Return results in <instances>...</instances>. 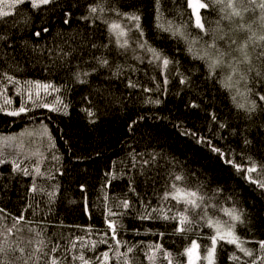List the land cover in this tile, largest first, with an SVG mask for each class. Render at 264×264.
<instances>
[{
    "label": "trees",
    "instance_id": "trees-1",
    "mask_svg": "<svg viewBox=\"0 0 264 264\" xmlns=\"http://www.w3.org/2000/svg\"><path fill=\"white\" fill-rule=\"evenodd\" d=\"M97 2L54 0L39 8L25 3L0 17V35L8 38L0 41V159L5 161L0 163V247L4 249L0 260L3 264H50L52 259L59 264H83L79 259L83 255L89 264H169L163 252L152 247L161 245L172 254L171 264H187L185 250L196 240L199 264H206L204 249L211 246L208 237L215 230L205 221L179 233L177 221L155 218L159 213H152L153 219H140L145 205H150L149 212L170 208V215L183 210L182 205L174 207L175 201L161 200L170 174L177 173L185 177V186L193 190L199 186L209 205L207 216L214 222L226 226L229 217L224 209L241 215L242 222L236 221L233 231L241 247L253 255L220 242L214 264H252L253 260L264 264L259 243L264 241V188L224 162L229 150L231 158L245 167L252 166L247 159L251 157L257 168L251 173L253 180H264V101L257 95H264V60H257L260 49L249 41L253 33L264 36L261 10L244 11L247 5L234 0L241 16L225 19L232 11L227 7L230 0L222 4L202 0L208 5L201 8L202 31L195 26L187 0H160L159 13L155 0H103L105 11L98 13L102 19H82ZM261 2L256 0L257 5ZM113 8L141 16L143 36L133 28L127 49L118 47L105 23L131 26ZM169 22L174 29L180 27L184 36L163 30ZM221 36L235 40L233 48L249 41L254 66L246 81L233 76L231 88L226 86L227 68H217L210 76L206 61L188 51L189 42L196 41L192 47L202 54L214 37L217 46L225 49ZM137 39L173 63L167 69L160 61L149 63L152 54L138 48ZM101 57L108 59V67L97 63ZM117 66L119 74H115ZM84 72L90 75L85 77ZM76 73L86 82L77 80ZM182 77L188 83H180ZM37 84L50 85L52 91L34 98L20 91L22 86ZM252 101L258 105L252 113L237 107ZM21 105L29 110L10 115ZM57 107L60 111L51 110ZM86 109L95 115L89 116ZM184 131L211 140L224 156ZM153 153L155 163L143 165ZM12 161L29 175L16 170ZM123 201L131 207L122 208ZM110 211L116 215L110 216ZM109 220L115 221V236ZM104 252L109 253L107 261ZM122 253L127 258L118 256Z\"/></svg>",
    "mask_w": 264,
    "mask_h": 264
},
{
    "label": "snow or ice",
    "instance_id": "snow-or-ice-1",
    "mask_svg": "<svg viewBox=\"0 0 264 264\" xmlns=\"http://www.w3.org/2000/svg\"><path fill=\"white\" fill-rule=\"evenodd\" d=\"M54 0H12V3L7 4L8 8H15L19 5L25 4V3H30L32 8H39L42 5H48L53 3ZM156 5H157V11L159 13V4L160 0H155ZM189 7H193V0H187ZM213 2L217 4H222L223 0H213ZM4 3V0H0V4ZM241 6L247 5V7H243L244 11H248L249 8H254L259 7L262 13V19H264V0H262L261 3L258 5L256 4V0H240ZM195 7L197 9L199 8H207L208 5L204 3H196ZM227 7L231 8L232 11L225 16V19H231V17L234 16H241V11L237 10L235 7L234 0H230L229 4ZM223 11V8L221 9ZM105 8L103 4V0H98V2L92 6L89 7V12L87 16L82 17V19L89 20V19H102L101 15H98V13H104ZM111 11L116 12L119 17L126 18L131 26L125 24L122 25L118 21H105L106 24H108L110 34L115 36V43L118 45L119 48L121 49H127L130 47V40L131 36L130 33L133 28L136 29L137 33L139 36H143V31L140 27V20L141 16L135 12H130V13H125V12H118L116 9H111ZM11 12L8 11H3L0 10V17H6L11 15ZM70 15V14H68ZM160 16L158 15L157 19H159ZM65 23H67V19L65 20ZM195 26L202 31L204 30V24L200 22V16L199 12L197 11L196 14V21H195ZM165 31L172 32L173 35H180L184 36V32L180 29V27H176L175 29L172 27L171 22H169V27L163 29ZM43 31L47 32L48 29L45 28ZM36 36H39L40 33L37 32L35 33ZM186 38V37H185ZM221 40H225L224 36L220 37ZM8 38L4 35H0V41H5L7 42ZM249 41H251L252 45L254 47H259L260 51L257 53V60H264V43H257L258 41H264V36L256 37L255 33L252 34V36L249 37ZM249 41H245L237 45L235 48H233V45H236L235 40H225V49H221L220 47L217 46L216 43V38H213L212 43L208 44L205 49H203L202 54L200 51L194 50L192 45L196 43V41H190L189 42V52H193V54L201 59L206 61L208 69H209V75L212 76L215 74L217 68H227L229 70V74L227 76V81L228 83L226 84L227 87L231 88L234 85L231 83L232 77L233 76H239V79L241 80H247V73L252 72L254 70V66L252 65V60L251 56L248 52V43ZM112 42V41H110ZM27 43V42H25ZM137 47L140 49H144L145 52L151 53L152 54V61H149V63H152L153 61H160L162 63V66L167 69L168 65L170 63H173L170 61L166 56H164L161 52L157 51L156 49L151 48L146 41L137 39L136 40ZM93 47H96L95 44L92 45ZM9 47L11 45L9 44ZM104 47H107L104 45ZM139 59V57H137ZM97 63L101 67H108L109 66V61L106 57H101V58H96ZM96 69L93 68V71ZM120 66H117V72L115 74H119ZM76 78L79 80L81 83L86 82L85 80L80 79V73H76ZM83 75L86 77L90 75L89 72H84ZM257 75H260L259 72H257ZM5 76L10 82H14L13 78L11 76H7L5 73ZM165 84L167 83V78L164 80ZM180 83L186 84L188 83L187 78H181ZM130 87H136V84L130 83ZM44 87L47 89L50 87V85H44ZM58 90V89H57ZM146 91H150L146 89ZM249 91H251L249 89ZM258 98L260 101H264V95H260L257 93ZM31 98V97H30ZM235 100V97H233ZM151 102V101H149ZM58 103H62L61 101H58ZM155 103H159V101H155ZM39 107L40 105H36ZM193 107H197V105H192ZM257 104L255 101H252L250 104L247 106L245 104H237V107L245 109L246 112L252 113L256 110ZM43 107H49V105L44 104ZM66 108L67 106L64 105ZM2 110V109H0ZM25 106L21 105V107L18 109V111H13L10 113V115L13 116H18L21 113H24L28 111ZM51 110L53 111H60V108H52ZM89 116H94L95 113L92 112L89 109L85 110ZM213 120L216 119L215 115H213ZM140 119H143V117H140ZM136 121H133V124H135ZM131 127V126H130ZM221 127H224V125H221ZM45 128V133H47L46 126ZM184 135L192 136L197 140L198 143L203 144L209 148L210 151L217 153L221 157L224 156V152L215 146L212 145L211 140L207 139L206 137L199 136L197 133L190 132V131H184ZM49 140H51V136L49 135ZM249 143L247 140H245V144ZM155 155L156 154H151L150 159H145L143 160V165H147L149 163H155ZM248 161L251 163V167H245L242 164L236 163L234 159L231 158V150H229V158L225 159L224 162L227 164L232 165L237 172H245L248 175L246 176V179L249 181L258 184L260 188H264V180H253L251 173L256 172V164L255 161L252 160L251 157L247 158ZM5 161L3 159H0V163H4ZM13 164H15L16 170L22 171L24 175H29V172L27 169H21L19 163H16L15 161H12ZM37 173H39V168L36 169ZM261 171H264V167L261 168ZM33 192L37 191V188L35 185H33ZM133 192H135V189H131ZM52 195V194H49ZM162 201H175L176 204L175 206L182 205L183 210H177L175 213H172L171 215L169 213L172 212V210L165 209L163 207L160 208H152L151 212L147 211L148 207L150 205H145V215H142L140 219H153L152 213H159L158 216L155 218L157 219H164V220H173L177 221V228L176 231L179 233H185L187 231L192 230V225L194 223H199V221L203 220L207 224L209 228L214 229V234L209 236L208 239L210 241V247L205 246L204 251L206 252V255L204 259L207 261V264H214V256H215V251H216V246L218 243L223 242V243H228V244H233L236 245L237 248L240 249L241 252H244L247 256H252L253 253L252 251L246 250L243 247H241V241L238 236L235 235V232L233 229L235 228V222L236 221H241V215L237 214L234 209L228 210L224 209L226 214L229 217V221L225 222L226 227L222 225L219 221L214 222L211 217L207 216V208L209 205L205 203V197L200 194L199 191V186L196 187L195 190L192 188H189L185 186V177L181 174L177 173H171L170 174V179L166 184V190L164 191L162 197ZM214 207V205H212ZM122 208H129L131 205L127 201H123L121 204ZM199 210V212L197 211ZM191 213V215H189ZM115 213H112L110 211V216H115ZM192 216L198 217L197 220H193ZM23 217L17 218V221L22 220ZM242 222V221H241ZM109 229L112 231L113 236L116 235V225L114 220H109L108 223ZM11 231V229H9ZM107 235V233H106ZM162 235V234H161ZM103 243H107V241H101ZM43 241H41V244ZM120 241L117 240V244H119ZM260 243V251L264 252V241L259 242ZM95 242H93L94 246ZM75 246V245H73ZM59 246L53 247L52 251H56ZM156 251H162L164 254L165 259L168 260L169 264H171V257L172 254L170 252H167L166 250L162 249L161 245H153L152 246ZM200 247L199 244L196 243V241L191 242V246L187 248L185 251L189 255V264H192L191 262V253L198 249ZM132 248H128V252H132ZM20 251H23V249H20ZM37 251H41L40 248H37ZM4 249L3 247H0V253H3ZM123 255L125 258H127V253H122L118 254ZM104 261H107L109 259V253L104 252L102 254ZM39 259V257H37ZM81 261H83V264H89V261L85 260L84 256L81 255L79 257ZM99 259V258H98ZM149 260L153 259V256L148 257ZM232 259H237L236 256H233ZM0 264H3V261L0 260ZM50 264H59V262L56 259H52L50 261ZM252 264H256L255 260H253Z\"/></svg>",
    "mask_w": 264,
    "mask_h": 264
},
{
    "label": "rangeland",
    "instance_id": "rangeland-1",
    "mask_svg": "<svg viewBox=\"0 0 264 264\" xmlns=\"http://www.w3.org/2000/svg\"><path fill=\"white\" fill-rule=\"evenodd\" d=\"M9 3H12V0H4V3L0 4V10L8 11L9 12V10L11 9V8H8L7 7V4H9ZM196 3H202V0H193V7H191L192 10H193V14H194L195 21H196V14H197V11H198L199 12V16H200V22L202 23L201 8L197 9L195 7ZM44 85H46V84H37V86H32V87L22 86L21 87L22 90H20V91L22 92V94H24L26 96H29L30 95L32 98L38 97V96H46V95H49L50 92L52 91V89L50 87H48L46 89L44 87ZM196 243L198 244L197 241H196ZM191 262H192V264H199V262H200L199 248L196 249V250H194L191 253ZM205 262L207 264V261L206 260H205ZM187 264H189V255L188 254H187Z\"/></svg>",
    "mask_w": 264,
    "mask_h": 264
}]
</instances>
